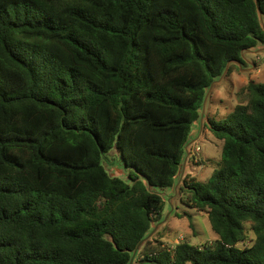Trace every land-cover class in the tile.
Returning a JSON list of instances; mask_svg holds the SVG:
<instances>
[{"label":"trees","instance_id":"1","mask_svg":"<svg viewBox=\"0 0 264 264\" xmlns=\"http://www.w3.org/2000/svg\"><path fill=\"white\" fill-rule=\"evenodd\" d=\"M263 46L264 0H0V264H264V81L204 120L217 167L178 187L216 239L133 256L211 83Z\"/></svg>","mask_w":264,"mask_h":264},{"label":"rangeland","instance_id":"2","mask_svg":"<svg viewBox=\"0 0 264 264\" xmlns=\"http://www.w3.org/2000/svg\"><path fill=\"white\" fill-rule=\"evenodd\" d=\"M229 66L230 71H226L227 73L216 80L209 91L206 119L210 118L216 121L226 119L237 103L245 101L246 96L242 92L245 85L249 81H264V46L260 50L245 54L243 66H239L235 62ZM196 132L197 135L194 137ZM190 137L194 138L191 139L189 145L185 169L196 181L204 182L217 167L221 155L222 140L216 138L209 128L202 127L199 130L198 124L195 123L191 127ZM109 162L113 165L106 163L109 165L108 171L116 173L117 176L126 180L125 168L118 166L115 160ZM182 196L185 200L186 195L180 194V190H178L177 196L171 201L172 210L168 208V200L164 205V213H171L167 221L163 222L159 228L165 244L168 247H173L179 241H187L201 245L216 239L217 234L212 230L206 212L186 204L181 198ZM253 236L250 232L243 244H250Z\"/></svg>","mask_w":264,"mask_h":264},{"label":"water","instance_id":"3","mask_svg":"<svg viewBox=\"0 0 264 264\" xmlns=\"http://www.w3.org/2000/svg\"><path fill=\"white\" fill-rule=\"evenodd\" d=\"M259 14H260V13H259ZM232 62H235V63H237L238 65H240L239 61H232ZM230 63H231V62H228L227 66H226V68H225V70H224V72H223L222 75L219 77V79H220V78L226 73V71H227V69H228V65H229ZM219 79H218V80H219ZM213 83H214V82L211 83L210 87L208 88V90H207V92H206V94H205V96H204L203 103H202V108H201V117H200V120H199V122H196V121L194 122L195 124H199V130L202 129L203 122H204V120H206V116H205L206 113H205V112H206L207 100H208V96H209V91L211 90V87H212ZM190 143H191V140H190V141L188 142V144L185 146L186 155H185L184 160H183V162H182V164H181V167L179 168V170H178V172H177V175H175V177L178 176V180H177L176 184L174 185V187L171 189V190L174 189V192H173L172 194H170V195L168 196V198H167V200H168L167 202H168V204H169V209H170V210H172V203H171V201H172V199H173L175 196H177V193H178V187H179V185H180V183H181V179H182L183 174H184V171H185L186 161H187V158H188V155H189V145H190ZM112 174H113V175H116V173H112ZM116 176H117V175H116ZM169 215H170L169 212L166 213V214H164V217H163V219H162L161 221L152 224V230H151V231H150V232H149V233H148V234H147L142 240H140V241L137 243V245H136V247H135V249H134V251H133V256L135 255L136 251H137V250H140V249L143 247V245L145 244V242H146L149 238H151V237L156 233V231L160 228L161 224H162L163 222L167 221Z\"/></svg>","mask_w":264,"mask_h":264},{"label":"crops","instance_id":"4","mask_svg":"<svg viewBox=\"0 0 264 264\" xmlns=\"http://www.w3.org/2000/svg\"><path fill=\"white\" fill-rule=\"evenodd\" d=\"M189 162H190V161H189ZM184 173L187 174V173H189V171L185 169ZM183 176H184V175H183ZM182 178H183V177H182ZM162 237H163V236H162ZM163 240H164V237H163ZM165 245H166V244H165Z\"/></svg>","mask_w":264,"mask_h":264}]
</instances>
